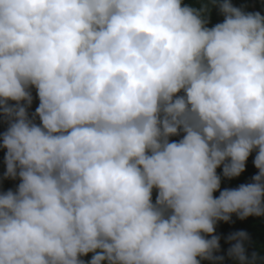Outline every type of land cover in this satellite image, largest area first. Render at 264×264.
Returning a JSON list of instances; mask_svg holds the SVG:
<instances>
[{
	"label": "trees",
	"instance_id": "trees-1",
	"mask_svg": "<svg viewBox=\"0 0 264 264\" xmlns=\"http://www.w3.org/2000/svg\"><path fill=\"white\" fill-rule=\"evenodd\" d=\"M0 264H264L250 0H0Z\"/></svg>",
	"mask_w": 264,
	"mask_h": 264
},
{
	"label": "water",
	"instance_id": "water-1",
	"mask_svg": "<svg viewBox=\"0 0 264 264\" xmlns=\"http://www.w3.org/2000/svg\"><path fill=\"white\" fill-rule=\"evenodd\" d=\"M251 2V9L255 14L264 15V11L257 10L255 7V0H250Z\"/></svg>",
	"mask_w": 264,
	"mask_h": 264
}]
</instances>
